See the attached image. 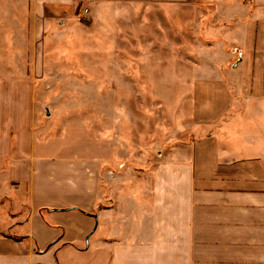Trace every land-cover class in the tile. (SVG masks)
Masks as SVG:
<instances>
[{
    "label": "crops",
    "instance_id": "crops-1",
    "mask_svg": "<svg viewBox=\"0 0 264 264\" xmlns=\"http://www.w3.org/2000/svg\"><path fill=\"white\" fill-rule=\"evenodd\" d=\"M89 1L93 21L125 12L138 31L186 2L207 13L195 17L196 61L211 65L192 89L197 135L152 158L127 145L145 161L128 164L41 141L38 80L48 47L85 29L68 17L79 0H0V191L30 210L0 237L30 239L25 264H264V0Z\"/></svg>",
    "mask_w": 264,
    "mask_h": 264
},
{
    "label": "rangeland",
    "instance_id": "rangeland-1",
    "mask_svg": "<svg viewBox=\"0 0 264 264\" xmlns=\"http://www.w3.org/2000/svg\"><path fill=\"white\" fill-rule=\"evenodd\" d=\"M98 8L95 2L79 0L68 17L70 24L85 29H70L48 47V57L55 61L47 60L51 68L38 80L44 86L38 95L42 120L36 127L41 141L61 145L69 153H118L121 164L145 162L141 153L127 154L132 149L127 145L151 150L152 158L158 150L190 143L197 135L192 89L205 84L211 70V65L196 61L207 46L196 43L204 26L195 31V17L206 20L207 13L198 14L196 4L186 2L177 20L172 13L163 16L165 21L157 14L146 15L145 30L138 31L125 12L118 13L116 21H93L90 15ZM10 192L6 184L1 187V226L12 224L17 213L25 217L30 212L15 205L13 198H3ZM4 234L14 237H0V264H25L21 251L30 239L24 237L21 247L16 241L21 233L6 228ZM61 259L66 262V257Z\"/></svg>",
    "mask_w": 264,
    "mask_h": 264
},
{
    "label": "built area",
    "instance_id": "built-area-1",
    "mask_svg": "<svg viewBox=\"0 0 264 264\" xmlns=\"http://www.w3.org/2000/svg\"><path fill=\"white\" fill-rule=\"evenodd\" d=\"M85 12H87V10Z\"/></svg>",
    "mask_w": 264,
    "mask_h": 264
}]
</instances>
